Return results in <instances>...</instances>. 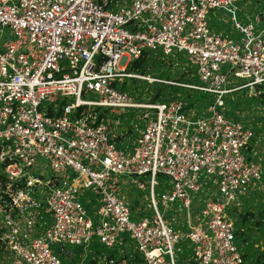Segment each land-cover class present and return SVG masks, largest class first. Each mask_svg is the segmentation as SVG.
<instances>
[{
	"label": "built area",
	"instance_id": "built-area-1",
	"mask_svg": "<svg viewBox=\"0 0 264 264\" xmlns=\"http://www.w3.org/2000/svg\"><path fill=\"white\" fill-rule=\"evenodd\" d=\"M117 1L0 0V263L64 264L50 244L94 241L76 264H175L174 244L185 239L183 264H247L226 208L256 197L250 182L264 163L253 125L220 107L223 95L247 88L264 132V0L253 17L237 0ZM216 8L234 37L209 25ZM144 51L160 60L184 52L189 77L163 82L205 99L145 101L117 86L123 76L160 81L126 70ZM223 68L245 80L225 85ZM88 90L96 97L82 98ZM116 128L136 131L130 151ZM157 174L167 178L158 200ZM119 175L130 176L126 192ZM87 187L97 194L95 221L76 197ZM130 239L131 251L103 249Z\"/></svg>",
	"mask_w": 264,
	"mask_h": 264
},
{
	"label": "rangeland",
	"instance_id": "rangeland-1",
	"mask_svg": "<svg viewBox=\"0 0 264 264\" xmlns=\"http://www.w3.org/2000/svg\"><path fill=\"white\" fill-rule=\"evenodd\" d=\"M124 2V0H118L116 2V6L121 5ZM262 0H237V6L238 9L242 11L243 13H249L250 17H253L255 13L257 12L260 3ZM115 6L110 5L108 8L109 9H114ZM207 21L209 25H211L212 29L218 24L220 26V29L227 33L229 37H234V30L232 28L231 20L229 15L226 12H223L219 9H212L208 15H207ZM130 27V26H129ZM153 58V54H150L147 58V61L150 63V66L146 68L144 71V74H148L149 78L152 77H160V81L158 80H151L148 81L147 79H141L139 77H121V78H116V83L117 86L121 87L122 89L126 90L129 93H134L138 94V97L142 98L143 100H156V99H150L153 95V92L155 91V87L157 86L158 83L160 84H165L162 85L161 88L159 89L160 94L163 96L166 93H172V95H175L174 91V86L172 84H169L168 82L163 80H177L181 79L182 77H189L188 76V71H185V67H189L191 70L193 69V66L184 61L185 59V53L184 52H176V56H172V60H169V64H167V56H164L162 61L160 60V56L158 55L156 58ZM159 71L162 72V76H159ZM223 71L226 72L227 70L223 68ZM182 72V73H181ZM226 83L225 85L230 86V85H235L243 82L245 78H238L235 77L231 74V72H226ZM159 76V77H158ZM131 78H135L136 80H131ZM179 79V80H180ZM122 81L123 84H122ZM159 86V85H158ZM180 87L177 86L176 92L177 94L185 93V89H179ZM134 96V94H133ZM249 91H247V88L235 90L232 92H229L225 95H223V98L225 99V105L220 107V110L225 114V115H230L233 114L234 112H229L232 111L236 108L238 105L239 101H248L250 97ZM82 98H89L93 99L96 97V94L88 90L85 93L81 95ZM136 97V96H134ZM157 98V97H156ZM67 100H73V95H68L66 97ZM159 99V98H158ZM261 99V98H259ZM257 101L254 100L251 102V105ZM250 102V101H249ZM243 106H246L247 110H250V105L247 103H243ZM43 109V108H42ZM255 111V109H252ZM127 112H130L129 109ZM256 112V111H255ZM259 112V110H258ZM111 119L112 115L110 113L107 114ZM261 117H259V120H261ZM127 117H120V122L123 123L124 120H126ZM111 125H114L115 122L112 119L109 122ZM251 123V122H250ZM252 125L255 128L256 132L254 134V142L253 146L258 147V150H260V161L257 160L258 166L261 167L264 163V151H261V147H264V132L258 130L259 124L256 122L254 123V120H252ZM114 134L116 137H119V140L122 138L120 141V145L124 147V150L130 151L131 147L134 143V138L136 131H133L132 129L130 131H127L125 134L119 135L117 133V128L114 130ZM118 142V141H117ZM243 152L246 154L247 150L243 149ZM37 161L40 162L41 164L45 165V159L43 157L38 156ZM38 168V167H37ZM39 170H42V173L44 175H47L49 173V170L46 166L44 168H38ZM263 172H261V177L259 179L253 180L250 182V187L253 189L257 187L258 185V194L256 195L255 198L248 199L249 194L245 193L240 196V199L242 198L244 203L243 204H238V206H229L226 208L227 214L229 217H231L234 220L235 226H239L241 224L239 220V215L243 212L244 208H248L249 210H254V208L260 207L264 203V192H263ZM145 176L147 177V174L140 176L141 179H145ZM119 184H121V190L122 192H126L129 189L130 183H129V178L130 176L127 175V178L125 181H122V178H125L124 175H119ZM156 179L158 181V184L154 186V191L156 193V198L158 200V193L162 191L163 185L167 182V178L164 176H161L159 174L156 175ZM76 197L83 203L84 207L86 208V214L93 220H97V214L95 213V202L97 199V194L90 188H84L83 192L80 193L78 191L76 193ZM159 210L161 211L162 206L158 202L157 204ZM238 211H242L238 213ZM259 209L254 213V217H252L250 220L247 221V228L246 232H244L245 238L239 239L242 242V247L246 251L248 255H252L253 257L257 253H264V213L260 221L262 222V225L258 226L257 223H255V220L259 219L261 216L258 215ZM146 214H149V211H146ZM171 215V212H165L162 213V216L164 218L168 217ZM138 216H133L132 218H137ZM46 226V225H44ZM174 227V225H173ZM246 227V226H245ZM243 234V233H242ZM238 242V239L235 240ZM188 241L187 240H182L180 239L177 243L174 244V260L175 264H183L186 262V256L189 255L190 249L188 248ZM134 244V241L130 239V242H126L123 245H118L117 243H114L113 246L109 247H103L105 252H110L112 254H116L120 249L126 251V249H123V246L126 247L128 246L129 251L132 250V245ZM98 244L91 242L89 245L81 247V246H73L70 244H64L66 248H71L73 251V258H69L65 254L62 253L60 249V245L58 243H52L50 244L51 250L59 257V259L64 263V264H76L82 261H86V258L92 256L95 252V249ZM102 247V246H99ZM178 247V249H176ZM1 264V263H0Z\"/></svg>",
	"mask_w": 264,
	"mask_h": 264
},
{
	"label": "trees",
	"instance_id": "trees-1",
	"mask_svg": "<svg viewBox=\"0 0 264 264\" xmlns=\"http://www.w3.org/2000/svg\"><path fill=\"white\" fill-rule=\"evenodd\" d=\"M149 55H150L149 53L144 51L140 56L132 59L129 62V64L126 67V70H130V71L136 72V73H144L146 68H148L150 66V63L147 61V58H148ZM169 60H172V58L170 57L167 60V64L166 65L169 64ZM163 74H162V72L159 71L158 75L162 76ZM131 80H136V79L135 78H131ZM123 82L124 81H122V84H123ZM162 85H165V84H160V83L157 84V86L155 87L156 89L153 92V95H152V97L150 99L161 100V99L165 98V96L168 95V94L172 95V93L168 92V93H166L165 95L162 96L160 94V92H159V89L161 88ZM172 86H174L175 94H177V92H176L177 91L176 90L177 86L174 85V84H172ZM179 89H181V88H179ZM181 94H183V93H181ZM183 96L187 100V103H186L187 106H193L196 102L202 101L206 97L205 94L203 92H201V91H196L193 94L185 93V94H183ZM257 209H259V211L257 213L261 217L259 219L255 220V223H257L258 226L262 225V222L260 221V219L262 218L263 213H264V203L260 207L254 208V210H249L248 208H244L243 212L241 211L242 213L239 215V220H240L241 224L247 223L248 220H250L252 217H254V213L257 211ZM263 222H264V220H263ZM243 232L244 231L242 229L237 228L235 233L238 236H241ZM244 256L247 259V264H264V253H261V252L257 253L253 257L252 255H248L246 253V251L244 250Z\"/></svg>",
	"mask_w": 264,
	"mask_h": 264
},
{
	"label": "crops",
	"instance_id": "crops-1",
	"mask_svg": "<svg viewBox=\"0 0 264 264\" xmlns=\"http://www.w3.org/2000/svg\"><path fill=\"white\" fill-rule=\"evenodd\" d=\"M211 26V25H210ZM214 29H216V30H219L220 29V26L217 24L215 27H214ZM243 103H245V101L243 102V101H239L238 102V105L236 106V108L237 109H234V110H232V111H230V112H240L241 114H242V116L248 121V122H251V124H252V120H254V123H256L257 121H260L259 120V116L258 115H253V114H251L250 112H254V111H252V110H247L246 108H245V106H243ZM252 197H251V195L250 196H248V199H251ZM244 203V201L242 202V204ZM241 211H238V213H240ZM246 226V227H245ZM239 228L240 229H242L244 232H246V228H247V223H245V224H240V226H239ZM244 232H243V234L239 237L240 239L244 236ZM246 236H244L243 238H245ZM65 249V248H64ZM66 249H69V248H66ZM70 250V254L69 255H67V254H65V253H63V254H65L66 256H68L69 258H73V251L71 250V248L69 249Z\"/></svg>",
	"mask_w": 264,
	"mask_h": 264
},
{
	"label": "water",
	"instance_id": "water-1",
	"mask_svg": "<svg viewBox=\"0 0 264 264\" xmlns=\"http://www.w3.org/2000/svg\"><path fill=\"white\" fill-rule=\"evenodd\" d=\"M62 252H63V253H65V254H67V255H69V254H70V250H69V249H66V248H65V249H63V250H62Z\"/></svg>",
	"mask_w": 264,
	"mask_h": 264
}]
</instances>
